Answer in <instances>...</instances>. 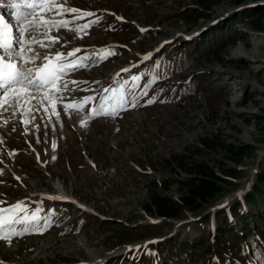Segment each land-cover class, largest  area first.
Returning a JSON list of instances; mask_svg holds the SVG:
<instances>
[{
    "label": "rangeland",
    "instance_id": "374dc122",
    "mask_svg": "<svg viewBox=\"0 0 264 264\" xmlns=\"http://www.w3.org/2000/svg\"><path fill=\"white\" fill-rule=\"evenodd\" d=\"M214 1L200 17L203 13L193 12L196 0H63L61 9L74 7L93 15L76 20L78 14L55 8L50 20L73 23L64 29H39L31 38L26 34L30 39L26 36L25 44L40 53L30 66H41L45 55L76 49L91 59L64 77L74 89L67 101L41 104L44 93L30 92L20 93L15 108L9 106L15 94L9 104L0 103V207L21 202L23 210L5 214L12 219L30 215L37 207L39 215L51 210L53 217L42 234L0 241V264H101L106 256L104 264H140L141 255L152 258L162 252L173 264H263L264 221H258L262 233H256L249 216L258 210L264 216V193L255 192V210L244 201L245 195L237 198L238 207L232 205L236 194L256 185L255 168L264 170V32L249 27L256 18L251 12L264 0ZM192 19L196 22H187ZM89 22L92 27L76 31ZM227 24L237 37L222 48L177 71L162 61L170 56V47L182 50ZM51 38L59 39L51 48L40 47ZM97 48L108 49L101 56ZM31 55L24 51L25 60ZM145 55L150 58L144 60ZM117 73L121 76L114 79ZM192 79L206 83L203 94L186 93ZM107 87L108 96L102 98ZM134 94L139 97L136 107L88 118L101 99L104 111H112L119 98L132 99ZM84 97L95 99L78 112L65 113L64 103ZM148 99L154 103L148 105ZM203 138L213 139L214 149H202ZM229 145L252 146L253 154L236 163L227 157ZM199 148L197 159L213 164L221 174L240 170V176L226 177L228 185L211 205L196 213L186 211L179 220L147 214L145 204L152 192L179 196V182L187 173L174 159ZM57 188L63 200L76 199L80 208L45 199L60 197ZM229 229L244 237L230 239L225 234ZM153 240L161 242L145 245ZM137 245V250L119 256ZM181 248L183 255L177 256L174 252L182 254ZM165 263L161 259L157 264Z\"/></svg>",
    "mask_w": 264,
    "mask_h": 264
},
{
    "label": "snow or ice",
    "instance_id": "6c2138e0",
    "mask_svg": "<svg viewBox=\"0 0 264 264\" xmlns=\"http://www.w3.org/2000/svg\"><path fill=\"white\" fill-rule=\"evenodd\" d=\"M0 8H6L15 21L6 20L4 16H0V96L3 97V101L0 103L9 104V97L14 96V101L9 105L15 108L16 103L21 100L20 93L26 95L30 93H44L39 103L43 104L45 101H51L55 105L56 101L69 100L70 94L74 91L73 88L69 87V82L64 79L71 72H75L77 68L83 67L91 57L83 56L78 59L66 60L60 53H56L54 62L53 58L45 55L44 63L41 66H30L34 63L40 53L33 52L31 45H26L22 39L24 34L27 32L31 37L33 33L39 29H64L67 28L73 21H48L40 20L36 18L37 12L48 13L55 11L54 0H0ZM63 14L73 13L78 14L75 16L76 20L83 19L84 17L92 16L91 12H80L76 8H62ZM32 19H29V18ZM117 19H122L117 17ZM27 21V23H25ZM93 22L84 23L76 29L77 32L86 31L92 27ZM13 28L16 32L13 33ZM59 38H51L50 42L45 44L41 43L42 48H51V46L58 42ZM35 43V41H33ZM19 49V50H18ZM32 52V55L27 60L24 58V51ZM80 49H76L75 52H79ZM68 57H73L74 52H68ZM104 57H101L103 59ZM150 57L145 55L144 60H148ZM75 83V82H72ZM108 89H105L107 92ZM65 93L69 95H64ZM36 99L35 96L32 97ZM94 97H84L83 100L64 103L63 109L65 113H69L70 110L80 111L84 104L94 100ZM139 103V97L135 94L132 99L121 97L117 101L116 108L112 111H104V103L101 99L100 104L90 110V116L88 118L96 116H115L116 112L122 108L136 107ZM148 105L154 103L152 99H148L146 102ZM47 110V109H46ZM6 111V109H5ZM53 114L59 116V113L55 112L53 108ZM83 124V121H81ZM56 145L53 144V149ZM39 160V156H37ZM52 160L56 157L53 155ZM17 210H23L21 203H16L13 206ZM13 207L7 209L0 208V238L7 239L9 236L16 237L24 234H30L32 232L43 233L46 231L53 222L51 210L47 215H39L41 209L36 208L30 215H24L22 218L17 216L15 219L4 216V213H12ZM22 226V227H20ZM5 227L8 228L7 235L4 233Z\"/></svg>",
    "mask_w": 264,
    "mask_h": 264
},
{
    "label": "trees",
    "instance_id": "16d2710c",
    "mask_svg": "<svg viewBox=\"0 0 264 264\" xmlns=\"http://www.w3.org/2000/svg\"><path fill=\"white\" fill-rule=\"evenodd\" d=\"M244 1L246 0H232V2L235 4H240ZM213 3H215L214 0H196V7H193V12H198V15L201 12L203 14L199 16L205 17ZM251 13L254 14L256 18L252 19L249 25L250 29L255 32H264V6H259V8L253 10ZM187 22L191 24L196 22V20L192 19L188 20ZM230 31L233 33H231ZM233 37H237L234 31V27H232L230 24H227L224 27L211 31L210 33H206L204 37H202L199 41H196L195 44L184 45L182 50L177 49L176 46L170 47V56H165L166 58H163L166 52H163L160 56L163 55L161 59L163 58L162 61L164 63L166 60L167 62L171 63L172 70H181L196 57L202 56V54L204 53L213 52L217 48H222L228 42L227 40ZM194 45H196V48H193ZM168 57L170 58L169 60L167 59ZM158 59H160V57ZM191 83L192 84L189 85L186 93H191L193 90L198 92L199 94H203L205 92V82L198 79H192ZM201 142L203 145L202 149H214V147L211 145L212 142L215 143L213 139L203 138L201 139ZM225 148L227 157L229 159H232L236 163H240L243 158L251 156L253 154V147L249 145H229L225 146ZM199 152L200 148L182 155L178 159H174L176 167L182 169L187 173L186 178L180 180L179 182V196L174 198L173 196H164L156 192H152L148 195L147 202L145 204V212L147 214L170 221L179 220L183 213L186 211L196 213L211 205V203H213L215 199L224 192L225 187L228 185L229 181L226 179V177L237 179L240 176L241 172L237 169L228 170L226 172L224 171V174L219 173L213 164L209 163L208 161L197 159L196 155ZM256 177V185L244 197V201L247 202V205H251L254 210L259 207V202L255 199V192L261 194L264 193V170H259ZM163 187H167L165 182L163 183ZM238 205H240V201L236 200L233 203L232 208H236L238 207ZM251 213L249 217L254 218L253 231L256 233H262L261 229L258 226V221H264V216H262L259 210L257 214H254V211H252ZM240 217L242 219H245V216L243 215ZM243 229H248L247 223L243 225ZM250 231L246 232L245 234H249ZM225 234H228L229 238L232 237L233 239L244 237H241V234H234L232 229H229V231H225ZM221 237L223 238L222 234ZM223 243L224 247H227V243L225 241H223ZM158 245L162 246V243ZM186 246L187 244L184 246V248ZM184 248H181L179 252L184 250ZM229 252L227 251L224 254L229 255ZM174 253H177V256L183 255V251L182 254L178 252ZM260 254H262L264 257L263 252H261ZM157 257L165 260V262H167L168 264H173L172 262H170V260H166L163 252L159 253L158 256L152 258L142 255L140 258V264H153L155 258ZM242 258L244 259L245 256L242 255L241 259ZM187 261L188 264H192L190 260ZM120 264H129V261L123 260Z\"/></svg>",
    "mask_w": 264,
    "mask_h": 264
},
{
    "label": "bare ground",
    "instance_id": "6f19581e",
    "mask_svg": "<svg viewBox=\"0 0 264 264\" xmlns=\"http://www.w3.org/2000/svg\"><path fill=\"white\" fill-rule=\"evenodd\" d=\"M7 9L6 8H3V11H6ZM16 32V29L15 28H13V33H15ZM26 33L24 34V36H23V40L25 41V40H27L26 39ZM28 37V36H27ZM29 38V37H28ZM31 38V37H30ZM29 38V39H30ZM33 38V37H32ZM19 50V49H18ZM21 94H23V93H21ZM57 191L59 192L58 193V195H57V197L58 196H60V197H58V198H56L55 200H63L64 198H65V196L61 193V191L57 188ZM51 196H53V195H51ZM50 195L49 196H47L48 198H50L51 197ZM53 199V198H52ZM66 200V199H65ZM66 201H70V200H66ZM71 201H75L76 202V199L75 200H71ZM83 209H84V207H82ZM131 249H134V248H131ZM107 260V256L106 257H103V262L101 263V264H104L105 263V261Z\"/></svg>",
    "mask_w": 264,
    "mask_h": 264
},
{
    "label": "water",
    "instance_id": "95a60500",
    "mask_svg": "<svg viewBox=\"0 0 264 264\" xmlns=\"http://www.w3.org/2000/svg\"><path fill=\"white\" fill-rule=\"evenodd\" d=\"M260 6H264V3H261V4H259ZM256 175H257V168H255V170H254V176L256 177ZM251 187H253V184H250L244 191H242L241 193H238V194H236L234 197H233V199H235V200H237V198H241L242 196H244V195H246L249 191H250V189H251ZM200 219V218H199ZM176 223V225H180L181 223H179V222H175Z\"/></svg>",
    "mask_w": 264,
    "mask_h": 264
}]
</instances>
